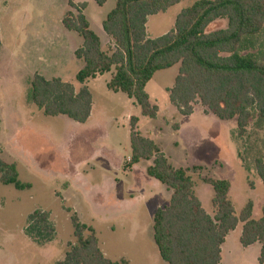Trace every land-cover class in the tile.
Here are the masks:
<instances>
[{"label": "rangeland", "instance_id": "1", "mask_svg": "<svg viewBox=\"0 0 264 264\" xmlns=\"http://www.w3.org/2000/svg\"><path fill=\"white\" fill-rule=\"evenodd\" d=\"M69 1L85 4L83 14L101 38L102 49L112 47L102 22L115 0H107L102 6L94 0H0V159L15 164L19 180L29 184L27 189L16 190L0 183V264H55L62 260L69 245L75 243L73 214L94 229L108 259L127 257L132 264H166L153 242L152 216L143 208L155 207V203L166 206L170 191L154 180L167 199L160 197L140 206L141 215L132 208L122 217L106 210L103 197L108 199L104 193L109 186L104 185L106 190L99 193L102 179L120 176L115 172V162L130 156V116L139 118L140 133L155 139L174 167L202 168L190 175L195 195L208 215L213 216V191L203 180L214 178L230 182L229 197L236 213L242 203L251 200L254 219H258L264 188L251 157L247 159L249 169L238 157L246 137H237L235 119L219 120L200 104L193 105L192 116L177 112L168 94L178 66L156 72L146 85L150 103L158 109L153 119L142 116L134 100L107 89L110 73L87 81L93 107L83 124L62 115L44 116L27 101L29 82L35 74L47 80L60 78L78 89L75 75L83 62L74 52L82 40L61 23ZM196 1L181 0L164 13L149 16L148 38L172 30L176 16ZM225 27L226 21L219 20L208 31ZM260 48H264V31L251 52ZM256 122H250L248 132L257 131L258 148L264 153V123L256 129ZM35 210L46 212L55 228L53 240L43 246L23 233L27 216ZM241 229L238 223L227 237L225 249L229 252L226 255L224 251L222 257L228 264H258L253 252L256 248L244 249L238 242Z\"/></svg>", "mask_w": 264, "mask_h": 264}, {"label": "trees", "instance_id": "2", "mask_svg": "<svg viewBox=\"0 0 264 264\" xmlns=\"http://www.w3.org/2000/svg\"><path fill=\"white\" fill-rule=\"evenodd\" d=\"M94 1L102 6L107 0ZM180 1L115 0L102 22L112 42L106 51L83 14L85 4L69 1L61 23L82 40L74 52L83 62L75 75L78 89L60 78L47 80L35 74L26 99L44 116L62 115L83 124L92 107L87 81L110 73L107 89L134 100L141 115L153 119L158 109L150 103L146 85L156 72L178 66L168 94L170 103L182 116H190L197 103L219 120L235 119L237 137H246L238 157L246 169L251 157L264 188V153L258 148L257 131L248 132L253 119L257 121L256 129L264 123V48L251 52L264 31V0H197L176 16L172 30L158 38H148V17L164 13ZM219 20H225L226 27L209 32L208 28ZM129 144L130 159L125 167L150 161L146 175L171 192L169 203L157 209L152 219L153 242L166 264H220L221 245L238 223L242 224L239 244L248 247L259 243L257 262L264 264V201L258 219L252 217L251 200L236 214L229 197L230 182L205 178L203 183L213 191L211 217L196 197L190 175L202 168L173 167L160 147L140 133L135 116L129 118ZM0 183L16 190L29 188L19 180L16 165L1 159ZM71 223L75 243L55 264H130L125 258L108 259L94 229L82 224L74 214ZM23 233L43 246L53 240L55 228L46 212L35 210L27 216Z\"/></svg>", "mask_w": 264, "mask_h": 264}, {"label": "crops", "instance_id": "3", "mask_svg": "<svg viewBox=\"0 0 264 264\" xmlns=\"http://www.w3.org/2000/svg\"><path fill=\"white\" fill-rule=\"evenodd\" d=\"M99 39L101 41L100 37H99ZM101 45H102V42H101ZM91 97H92V95H91ZM92 107H93V101H92ZM92 107H91V111H92ZM192 114L190 116H192ZM90 117H91V112H90L88 119ZM88 119H87V121H88ZM138 124H139V118H138ZM177 130L178 131L181 130V127L179 126ZM192 132H194V131H192ZM196 134L198 135V132ZM194 138H195V135H194ZM150 139L153 140L162 150L161 146L155 141V139H153V138H150ZM162 152H163V150H162ZM163 154H164V152H163ZM165 157L169 160V162L174 167L173 163L171 162V159L169 157H167L166 155H165ZM129 159H130V156L128 158L122 160V161L118 160L117 162H115V164L117 165L115 168V172L119 173L120 176H116L113 179L110 177L106 180L102 179L101 185H100L101 187L99 190V193H100L103 190H106V189H104V185L109 186L108 190L104 193V196L106 194L108 199H105V197H103L104 198L103 200H105V202L107 200V203H106L107 206L105 205L106 210L113 211V213L118 214L119 217H122L124 213H126L128 210H131L132 208H134V212L136 213L139 211L138 209L140 206L143 208L145 203L155 202L160 197H164L167 199L166 194L165 195L163 194L161 188H159L158 184L156 182H154V179L152 180V178L148 177L145 173V169L148 166V163H150V162L149 161H140L139 163L127 168V167H125V165L128 164ZM138 165H140V166H138ZM120 168L122 169L121 171H120ZM175 168H177V167H175ZM180 168H182V167H180ZM183 168H186V167H183ZM105 181H107V182H105ZM120 188L122 189L121 191H120ZM165 189H167V188L165 187ZM111 190H113V193H110ZM230 190H231V188H230ZM167 191H169V190L167 189ZM229 194H230V192H229ZM170 195H171V192H170ZM263 201H264V199H263ZM263 201L261 202V205H262ZM244 204L245 203H242V207L244 206ZM154 206L155 207H152V208H147V207L143 208L145 211H148V214H150V216H152V219H153L154 212L157 209L163 207V205H161L160 203H155ZM254 212H255V204L253 203V211H252V217L253 218L255 216ZM238 213H236V214H238ZM138 215H141V210L138 212ZM144 216L149 218V215H147V213L144 214ZM137 230H140L139 226L137 227ZM241 231H242V229H241ZM231 232L228 233V235L225 237L224 242L221 245L220 264H228V262H226V260H225L226 258L225 257L223 258L222 255H223L224 251L226 252V255L229 252V250L225 249V243H226L227 237L230 235ZM239 237H240V235H239ZM243 248L244 249L256 248V250H254L253 252L258 257L261 246L259 243H254L248 247H243ZM143 253H144V250L142 251L141 255H143ZM124 258L127 259L130 262V264H132L130 259H128L127 257H124Z\"/></svg>", "mask_w": 264, "mask_h": 264}]
</instances>
